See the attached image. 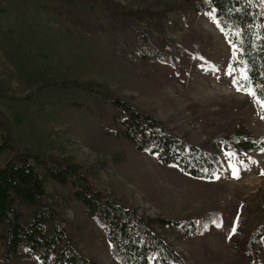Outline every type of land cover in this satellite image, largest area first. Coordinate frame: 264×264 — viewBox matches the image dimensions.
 <instances>
[{
  "label": "rangeland",
  "instance_id": "374dc122",
  "mask_svg": "<svg viewBox=\"0 0 264 264\" xmlns=\"http://www.w3.org/2000/svg\"><path fill=\"white\" fill-rule=\"evenodd\" d=\"M119 1L145 16L137 19L146 29L175 40L170 63H152L147 73H138L113 57L107 30L87 32L44 7L54 0H0V91L25 97L41 88L33 99L0 97L14 142L22 150L71 157L92 170L91 179L98 185L151 217L181 218L219 209L220 218L214 221L222 227L212 221L196 232L171 228L161 232L190 264H245V241L254 225L264 222V150L254 154L248 169L231 153L226 172L218 179L194 178L175 165L162 164L155 155L137 151L127 140L105 135L97 117L75 104L91 101L85 91L50 84L74 78L104 83L193 142L224 135L239 124L264 139L259 109L233 84L240 83L241 73L227 74L233 48L210 8L187 19L174 7L195 0ZM73 2L74 11L80 9L106 24L100 2ZM182 43L188 47L179 48ZM11 155L12 151L4 152L0 165ZM230 164L241 168L239 179L232 177ZM47 189L49 202L65 219L61 226L74 233L81 252L102 264H123L111 248L106 228L87 215L71 185L50 181ZM237 214L238 230L228 239ZM11 263L41 264L36 258Z\"/></svg>",
  "mask_w": 264,
  "mask_h": 264
},
{
  "label": "trees",
  "instance_id": "16d2710c",
  "mask_svg": "<svg viewBox=\"0 0 264 264\" xmlns=\"http://www.w3.org/2000/svg\"><path fill=\"white\" fill-rule=\"evenodd\" d=\"M86 1L102 4L106 24L82 14L80 9L74 11L73 0H54L44 7L87 32L107 30L113 57L138 73H147L149 64L172 61L177 48L175 40L146 29L137 19L145 17L139 11L127 8L119 0ZM208 8L233 48L231 67L237 74L246 70L249 77L248 81L241 78L240 84L264 87V5L260 0H195L174 7L187 19L193 12ZM178 47L188 46L182 43ZM50 84L85 91L91 101L75 104L97 117L105 135L127 140L137 151L155 155L162 164L175 165L194 178L213 179L224 174L231 153H236L242 168L248 169L255 160L254 154L264 149V139L255 138L241 124L224 135L190 141L151 112L93 79H62ZM39 89L25 97L0 91V97L33 99ZM0 133V156L12 151L5 164L0 165V264L25 258H36L41 264H102L81 252L74 233L61 226L65 219L48 199L50 181L72 186L73 197L87 215L106 228L111 248L123 264H190L161 230L196 232L198 226L220 218L217 208L181 218L145 215L128 200L98 185L91 179L92 170L71 157L19 148L10 120L1 110ZM67 224L74 226L71 221ZM244 247L245 264H264V222L254 225Z\"/></svg>",
  "mask_w": 264,
  "mask_h": 264
},
{
  "label": "snow or ice",
  "instance_id": "6c2138e0",
  "mask_svg": "<svg viewBox=\"0 0 264 264\" xmlns=\"http://www.w3.org/2000/svg\"><path fill=\"white\" fill-rule=\"evenodd\" d=\"M260 2L262 5H264V0H260ZM229 68H230V71L227 74L231 76L234 69H231V66H229ZM240 75L244 81L249 80V77L246 75V70L242 71ZM233 84L236 86V90L238 92H243L244 94L248 95L252 99L253 103L257 106V108L259 109L261 113V119H264V87L257 89L251 84H240L239 81H236V80L233 81ZM229 167L232 169V177L234 179H239L241 168L233 164H230ZM213 175L215 176L216 174L214 173ZM261 175H264V170L261 171ZM216 178L218 179L219 177L216 176ZM239 220H240V217H239V214H237V217L230 228V234L228 236V239H231L232 236L236 234L238 230ZM214 223L216 224L217 227L223 226L222 223H218L215 221Z\"/></svg>",
  "mask_w": 264,
  "mask_h": 264
}]
</instances>
